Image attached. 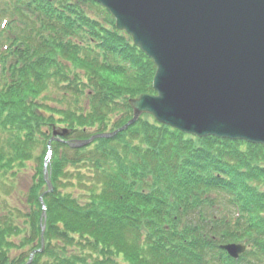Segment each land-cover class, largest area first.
<instances>
[{"label":"trees","instance_id":"1","mask_svg":"<svg viewBox=\"0 0 264 264\" xmlns=\"http://www.w3.org/2000/svg\"><path fill=\"white\" fill-rule=\"evenodd\" d=\"M4 19L0 184L41 153L27 212L0 214V264H24L40 246L41 194L44 247L31 264H264V145L198 139L142 115L112 138L51 145L46 193L52 126L68 140L116 129L131 116L126 100L151 89L154 65L91 0H0ZM49 87L64 109L46 103ZM231 242L248 245L237 260L221 248Z\"/></svg>","mask_w":264,"mask_h":264},{"label":"water","instance_id":"2","mask_svg":"<svg viewBox=\"0 0 264 264\" xmlns=\"http://www.w3.org/2000/svg\"><path fill=\"white\" fill-rule=\"evenodd\" d=\"M93 1L155 65V94L129 99L132 117L118 131L148 114L197 137L264 145V0ZM118 131L96 137L110 138ZM89 142L76 140L70 146ZM43 173L49 191L46 166ZM39 200L43 205L42 196ZM44 217L42 211L40 247L25 264L42 251ZM223 248L233 258L244 251L240 244Z\"/></svg>","mask_w":264,"mask_h":264},{"label":"rangeland","instance_id":"3","mask_svg":"<svg viewBox=\"0 0 264 264\" xmlns=\"http://www.w3.org/2000/svg\"><path fill=\"white\" fill-rule=\"evenodd\" d=\"M0 26H1V24H0ZM52 88L53 87H51V88L49 87L48 88V91L50 92L48 94L50 101H46V103L49 104L50 107H54L53 110H56L55 107H58V109H60V110L64 109V107L59 106V103L56 102L57 99H54V98H56V96L58 94V91L57 90L53 91ZM140 94H150V95H152V94H155V92L153 91V89L151 87V89H147L145 92H142ZM140 94H138V95H140ZM138 95L136 94L134 97H129V99L136 98V97H138ZM85 100H86L85 98L81 99L82 102H85ZM127 104H128V101H127ZM128 106L130 107L129 104H128ZM129 109H130V115L131 116L128 119H126L125 121L122 120V122H124V123L122 125L116 127V129L114 128V124H120V122H117V120L119 119V117L121 115V111L116 110V111H113V112L109 113V117H108V119H109L108 120V127L109 128H108V130L111 129V128H114V129L109 131V132L107 131L108 133H112L114 131H118L119 129H121L123 127V125H125L131 119V117H132V109H131V107ZM132 125L133 124L128 125L125 129L129 128ZM61 129H64V130L68 131L67 130L68 128L62 126V124H60V123H56L55 126H52V128L50 130V133H49L50 137L47 140V144L49 143L50 148H51V145H53L56 142H62L63 141V143H64V140L68 136L67 134L69 133V131H68V133H61V131H60ZM125 129H123V130H125ZM123 130H120V131H123ZM53 131H56V133H53ZM92 131H94V129L90 130V132H92ZM98 134H103V133H102V131L101 132L92 133L88 138L83 139V140L87 141L88 139H90V142H91V141L94 140V138H93L94 135H95V138H99V137H96ZM66 141H67V139H66ZM72 143L74 144L73 140L69 141V144H72ZM65 144L67 145V143H65ZM40 145H42V144H40ZM40 153H41V147H39L35 151V153H34V157L35 158L28 162V166H24V168L22 170H18V172L14 176L8 174V178H11L12 180H7V182L5 184L4 183L0 184V206L2 207L0 209V214L5 215V213L7 214V211L8 212H12V210L14 211L15 209L20 210L22 215L25 212H27V210H28V201L25 198V195H26V192H27V190H28V188L30 186L31 176L34 173V171L36 170L35 168H36V165H37V158L39 157ZM47 155H48V153H47ZM46 156L44 157L43 164H42V178H43L44 183H46V180L44 178L43 167L45 165L47 166V163H48L46 161L47 160ZM47 157L49 158V156H47ZM263 186H260V188L263 189L264 188ZM72 192H73V195H78L77 191L72 190ZM40 196H42V194ZM41 214L42 213H40V217H41ZM233 214H234V211H233ZM44 216L46 217L45 211H44ZM15 220H16V222H20V221H17V220H21V219H17L16 218ZM14 240L16 242L19 241L17 238H15ZM28 247H26L25 250H27ZM15 250L16 251L13 250L11 252L10 257L14 256L15 254H17L18 252L21 251L20 249H15ZM13 253H15V254H13ZM37 253H40V252H37ZM25 261H27V258H26ZM118 261L121 262L120 259H118Z\"/></svg>","mask_w":264,"mask_h":264}]
</instances>
